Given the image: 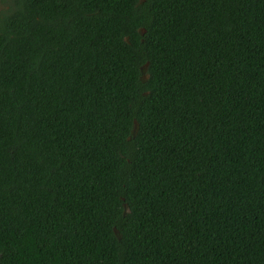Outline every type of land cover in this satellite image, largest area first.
<instances>
[{
    "label": "trees",
    "instance_id": "trees-1",
    "mask_svg": "<svg viewBox=\"0 0 264 264\" xmlns=\"http://www.w3.org/2000/svg\"><path fill=\"white\" fill-rule=\"evenodd\" d=\"M0 264H264V0H0Z\"/></svg>",
    "mask_w": 264,
    "mask_h": 264
},
{
    "label": "water",
    "instance_id": "water-1",
    "mask_svg": "<svg viewBox=\"0 0 264 264\" xmlns=\"http://www.w3.org/2000/svg\"><path fill=\"white\" fill-rule=\"evenodd\" d=\"M142 32H143V31H142ZM145 69H146V66H142V67H141V72H142V73H145ZM146 78H147V76H144V77H143L144 80H146ZM137 130H138V121L135 120V125H134L133 131H132L133 135L136 134ZM124 208H125V212H126L127 209H128V205H127L126 203H124ZM114 230L116 231V233L118 232V230H117L116 228H115Z\"/></svg>",
    "mask_w": 264,
    "mask_h": 264
}]
</instances>
